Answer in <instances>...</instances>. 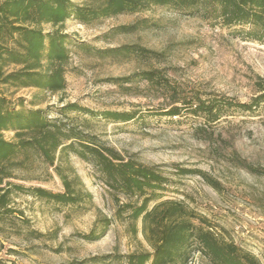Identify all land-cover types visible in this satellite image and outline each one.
<instances>
[{"label":"rangeland","instance_id":"1","mask_svg":"<svg viewBox=\"0 0 264 264\" xmlns=\"http://www.w3.org/2000/svg\"><path fill=\"white\" fill-rule=\"evenodd\" d=\"M142 19L154 26L129 34L111 33L118 26ZM64 30L71 38L65 91L50 94L26 88L16 92L13 100L24 98V105L31 107L30 101L37 96L35 108H49L54 116V107L66 103L88 110L67 112V118L124 158L158 167L172 179L169 198L184 202L207 218L220 239L250 252L264 264V111L259 115L229 111L204 132L198 128L200 120L162 115L170 100L155 85L138 79L122 86L112 82L143 71H158L187 92L248 103L256 95V84L264 82V43L246 38L239 28L158 6L93 25L69 19ZM79 44L95 49L134 44L158 57L148 61L133 56L100 57L80 50ZM103 112L129 113L134 118L112 121L101 115ZM3 135L7 140L14 137L11 131ZM32 164L34 170L16 171L11 180L25 191L12 195L10 206L17 212L0 233L1 264H124L116 256L151 252L140 220L135 235L129 231L128 221L115 217L120 205L136 201L107 188L90 164L73 155L69 158L91 195V204L85 206L59 205L32 195L33 188L53 194L64 191L53 168L36 159ZM177 168L198 170L204 176L179 175ZM102 219L112 220L105 234L96 241L82 239ZM188 264L207 262L194 251Z\"/></svg>","mask_w":264,"mask_h":264},{"label":"trees","instance_id":"2","mask_svg":"<svg viewBox=\"0 0 264 264\" xmlns=\"http://www.w3.org/2000/svg\"><path fill=\"white\" fill-rule=\"evenodd\" d=\"M153 6L167 8L179 15L200 17L228 28H239L246 38L264 43V0H85L82 3L0 0V233L17 212L10 206L12 195L25 191L11 180L15 179L16 171L34 170V159L54 169L64 191L53 194L33 188L32 195L65 206L91 204V195L69 164L73 155L90 164L107 188L136 201L120 205L115 217L128 221L129 231L135 235L136 222L140 220L142 233L152 250L116 256V260L124 264H188L191 254L197 251L207 264H262L250 252L220 239L207 218L189 209L184 202L169 198L172 179L164 176L158 167L124 158L67 118V112L85 113L88 110L76 103H66L60 108L54 107V116L49 114V108H35L37 96L30 101L31 107L24 105V98L13 100L16 92L26 88L50 94L65 91V67L71 44V38L64 30L67 20L93 25L106 18L138 13ZM44 25L49 29L44 30ZM153 26L149 20L142 19L131 25L118 26L111 33L129 34ZM78 48L100 57L133 56L146 61L158 57L154 51L134 44L108 49L79 44ZM132 79L155 85L167 94L170 106L162 115L169 118L184 115L200 120L202 123L198 128L204 132L207 126L219 123L229 111L252 115L264 111V82L256 84V95L248 103H239L221 95L203 97L195 91L187 92L158 71H143L112 82L122 86ZM101 115L112 121L134 118L132 114L118 112ZM6 131L13 132L12 140L4 137ZM178 174L204 176L198 170L180 169ZM111 223L109 219L97 221L88 234L81 236L82 239L98 240Z\"/></svg>","mask_w":264,"mask_h":264}]
</instances>
